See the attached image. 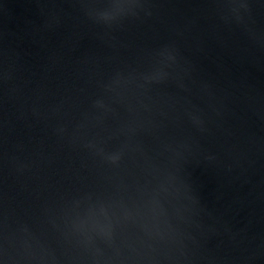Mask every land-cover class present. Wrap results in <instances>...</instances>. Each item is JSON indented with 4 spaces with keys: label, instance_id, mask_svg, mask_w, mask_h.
<instances>
[{
    "label": "water",
    "instance_id": "obj_1",
    "mask_svg": "<svg viewBox=\"0 0 264 264\" xmlns=\"http://www.w3.org/2000/svg\"><path fill=\"white\" fill-rule=\"evenodd\" d=\"M0 264H264V0H0Z\"/></svg>",
    "mask_w": 264,
    "mask_h": 264
}]
</instances>
